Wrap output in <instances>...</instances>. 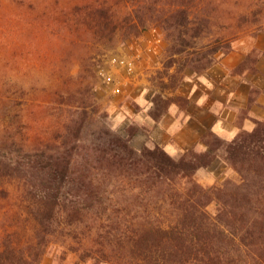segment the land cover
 Wrapping results in <instances>:
<instances>
[{"label":"rangeland","instance_id":"obj_1","mask_svg":"<svg viewBox=\"0 0 264 264\" xmlns=\"http://www.w3.org/2000/svg\"><path fill=\"white\" fill-rule=\"evenodd\" d=\"M31 1L29 7L21 1L0 0V234L5 235L3 242H8L9 235L24 241L32 234V214L27 208L32 197L25 191L33 176L15 166L38 145L58 148L57 132L64 121L76 125V121L83 119L75 153L77 164L84 162L87 149L102 135V126L128 139L135 150L158 145L175 159L189 149L209 150L202 144L208 129L223 140H230L240 127L244 128V123L254 126L252 119L256 118L248 115L250 107L244 110L247 106H238L234 120L231 114H225L221 129L203 128L194 118L190 102L204 92L198 81L200 77L216 80L222 74L241 73L236 67L246 54H251L246 63L248 68L263 56L264 0H109L119 24L115 34L98 33L95 29L90 32L94 20L89 16L91 10L83 7L96 0ZM183 2L190 5L194 14H208L218 24L214 31L226 35L232 50L234 45L239 46L240 52L246 49L234 68L226 71L218 67L211 71L231 50L216 55L214 64L198 73L189 67L182 68L184 58L177 57L178 61L169 68L174 78L164 74L167 40L162 18ZM76 4L80 11L74 9ZM245 8L256 13L249 14L247 20L244 16L235 19L236 15L229 19ZM204 43L212 45L213 37L205 38ZM80 105H84L85 115L77 108ZM233 128L236 131L231 137ZM73 135L72 132L70 136ZM222 153L218 149L210 165L196 170L197 182L213 186L225 179L240 181ZM116 180L122 185L114 183L116 187L106 188L108 201L124 199L126 195L122 192L131 185L122 177ZM207 210L214 215L216 207L212 203ZM82 232L85 233L82 226L71 227L61 219L60 232L47 237L48 244L39 264H92L89 257L81 256L79 240L85 237Z\"/></svg>","mask_w":264,"mask_h":264},{"label":"trees","instance_id":"obj_2","mask_svg":"<svg viewBox=\"0 0 264 264\" xmlns=\"http://www.w3.org/2000/svg\"><path fill=\"white\" fill-rule=\"evenodd\" d=\"M14 1L32 6L31 0ZM83 8L91 10V33L95 29L115 34L119 24L109 0L89 2ZM74 9L81 8L76 4ZM251 13L256 11L245 8L229 19L236 15L235 19L247 20ZM216 25L208 14H194L185 2L170 9L162 18L167 40L164 74L174 78L169 68L177 57L184 58L182 68L198 73L214 64L216 55L229 53L232 44L214 31ZM209 36L213 43L208 46L204 39ZM250 58L246 54L237 71H255L256 61L246 67ZM261 91L251 86L244 110ZM81 106L77 108L85 115ZM82 121L62 122L58 148L38 145L15 166L33 176L25 191L32 197L27 205L32 234L24 241L9 235L8 242L0 234V264H39L47 237L60 232L61 219L84 228L79 247L92 264H264V119H252V129L240 127L230 140L208 129L202 144L209 150L189 149L179 159L158 145L135 150L128 139L102 126V135L89 146L84 162L77 164ZM220 148L240 181L225 179L203 186L194 174L210 165ZM119 177L131 184L122 192L126 197L108 201L106 188L116 187ZM212 203L214 215L207 210Z\"/></svg>","mask_w":264,"mask_h":264},{"label":"crops","instance_id":"obj_3","mask_svg":"<svg viewBox=\"0 0 264 264\" xmlns=\"http://www.w3.org/2000/svg\"><path fill=\"white\" fill-rule=\"evenodd\" d=\"M235 49L221 59V64L213 67L223 68L227 71L234 68L247 52L239 46L234 45ZM245 52V53H244ZM264 54L255 63L256 72L247 70L236 74H222L214 80L209 76H202L198 79L203 85L204 92L199 99L190 102L193 107L192 114L199 121L203 128L220 127L225 122V114H231L232 120L235 119L236 111L239 107H246L252 85L259 87L262 91L255 96V101L251 104L248 115L256 119H264ZM197 104V105H196ZM239 106V107H238ZM195 109H198L195 111ZM219 115V116H218ZM248 119V118H246ZM245 129H251L252 125L243 124ZM236 128L231 130L229 136H233Z\"/></svg>","mask_w":264,"mask_h":264}]
</instances>
